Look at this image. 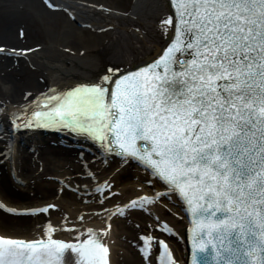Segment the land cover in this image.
<instances>
[{
    "label": "snow or ice",
    "instance_id": "obj_1",
    "mask_svg": "<svg viewBox=\"0 0 264 264\" xmlns=\"http://www.w3.org/2000/svg\"><path fill=\"white\" fill-rule=\"evenodd\" d=\"M175 7L178 26L172 18L165 24L178 35L158 63L127 74L113 66L104 83L49 96L55 104L43 107L51 110L35 111L24 127L91 137L111 160L142 166L146 182L185 201L198 229L190 264H200L198 253L213 240L214 264H264V0H177ZM141 239L140 250L151 253L152 238ZM49 240L0 238V264H52L65 249L86 264H107L109 249L93 239ZM157 243L166 256L168 244Z\"/></svg>",
    "mask_w": 264,
    "mask_h": 264
},
{
    "label": "bare ground",
    "instance_id": "obj_2",
    "mask_svg": "<svg viewBox=\"0 0 264 264\" xmlns=\"http://www.w3.org/2000/svg\"><path fill=\"white\" fill-rule=\"evenodd\" d=\"M44 2L65 9L70 20L91 28L102 41L97 48L88 46L89 51L83 55L75 48L81 37L64 46L65 54L53 55L50 50L45 55V50L34 49L33 54L44 61L45 82L35 83L36 91L27 96L10 87L3 97L0 95V238L48 244L50 237L76 245L93 239L109 249L107 264H146L149 255L151 264H160L162 248L157 242L164 241L170 248V257L185 264L182 241L188 221L176 195L160 183L146 182L149 173L142 167H124L111 160L104 146L91 137L68 130L48 133L35 125L26 129L23 124L24 119L33 118L37 110L32 103L40 95L63 96L80 85L104 83L102 77L108 74V68L119 66L123 70L146 59L153 46L162 43L169 28L165 20L170 15L164 0H133L124 9L94 0ZM33 93L36 94L32 98ZM17 123L20 130L14 131ZM69 136L91 145L95 154L89 157L63 146ZM19 143L25 144L26 149L20 148ZM53 175L57 180L46 182L47 176ZM16 179L25 187H15ZM65 185L75 191L67 192ZM101 188L104 190L98 192ZM161 195L167 198L161 200ZM133 201L137 202L136 207L132 206ZM46 207L49 218L44 212L32 211ZM23 212L33 213L26 222L6 216ZM140 214L148 215L144 225L147 230L135 244L138 237L134 228L139 222L131 217ZM166 234L174 237L179 247L176 241L167 240ZM141 237L152 238L151 253L147 248L140 250L144 245Z\"/></svg>",
    "mask_w": 264,
    "mask_h": 264
},
{
    "label": "rangeland",
    "instance_id": "obj_3",
    "mask_svg": "<svg viewBox=\"0 0 264 264\" xmlns=\"http://www.w3.org/2000/svg\"><path fill=\"white\" fill-rule=\"evenodd\" d=\"M94 1L108 2L119 9L128 8L133 2V0ZM0 19V44H3L4 46L1 47L6 49L0 51V95L2 97L9 89L8 87L19 90L18 92H21L23 96H27L29 92L36 91L35 83L42 84L45 82L44 73L46 71L42 65L44 61L40 56L33 54L34 49L41 48L45 50V55L50 50H52L53 55L65 54L64 46L76 42L75 37H81L75 48L78 49V54L83 55L89 51L90 47L95 46L97 48V45L101 44L102 41L91 28L76 25L69 19L65 10L51 8L43 0H0ZM26 53H29L30 56ZM35 94L33 93L31 97L33 98ZM48 137L57 138L58 136L49 135ZM19 144L20 148L26 149L25 144ZM63 146L75 149L89 157L95 154V150L91 145L80 143L74 136H69ZM77 174L80 175L82 172H77ZM46 180V182H54L57 180V176H47ZM13 184H15V187H25L24 182L21 180L16 179ZM65 187L67 192L75 191L67 185ZM137 211L141 212L139 209ZM32 214L23 212L12 216V214L7 213L6 216H16L15 218H21L26 222L25 220L30 219L28 216ZM44 214L48 217V211ZM139 216L131 217V219L139 222L134 228L138 237L135 244L139 243V237L147 230L144 225L148 215L141 216L140 214ZM165 238L172 242L176 241L175 244L179 247L174 237L172 238L166 234ZM137 246H135L136 249H138ZM182 249L185 250L184 240L182 241Z\"/></svg>",
    "mask_w": 264,
    "mask_h": 264
},
{
    "label": "water",
    "instance_id": "obj_4",
    "mask_svg": "<svg viewBox=\"0 0 264 264\" xmlns=\"http://www.w3.org/2000/svg\"><path fill=\"white\" fill-rule=\"evenodd\" d=\"M169 14L171 18L174 21V24L178 26V13L176 10V2L177 0H164ZM178 33L176 32L175 28L173 25L170 26V29L167 31L166 35L163 37L162 43L154 45L152 48V53L148 55L146 59H144L141 62L132 64L131 66L124 68L121 70L123 74H127L128 72H135L144 68H151L153 64H156L159 62L160 58L162 57L163 53L167 50L168 47L171 46L173 42H175V39L177 37ZM163 66L161 65L160 71H162ZM178 70V69H177ZM114 88V85H112ZM143 143V142H140ZM106 144V142H105ZM104 149L107 151L106 147L104 146ZM108 152V151H107ZM142 167V166H141ZM178 198V196L176 195ZM178 200L182 203V208L183 211L186 215V218L188 220L189 225L185 228L184 231V241H185V246L187 250V258H186V264H190V257L191 253L193 251V240L197 238L198 236V229H197V218L191 215L190 209L187 208L186 202L183 201L182 199L178 198ZM217 216H222V214L217 213ZM235 231L232 234L231 239L235 241ZM204 239L207 240L208 237L206 235V230H205V236ZM219 241L213 240L212 243L207 244L206 247V252L204 253H198L200 257V264H214L212 257L215 255L214 251V246L218 244ZM227 241H225V244ZM236 245L233 244V247ZM247 246L245 245V248ZM259 250H257V253ZM246 258V257H245ZM253 259H257V257H253Z\"/></svg>",
    "mask_w": 264,
    "mask_h": 264
}]
</instances>
